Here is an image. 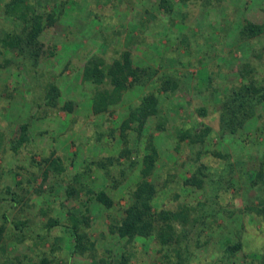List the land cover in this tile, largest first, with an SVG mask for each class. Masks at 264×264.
Listing matches in <instances>:
<instances>
[{
    "label": "rangeland",
    "instance_id": "374dc122",
    "mask_svg": "<svg viewBox=\"0 0 264 264\" xmlns=\"http://www.w3.org/2000/svg\"><path fill=\"white\" fill-rule=\"evenodd\" d=\"M8 1L0 0V38L6 25L17 29L3 12ZM29 1L37 6L39 13L57 11L56 6L62 2L69 4L60 19L46 26L38 38L35 50L41 55L35 66L39 67L38 76L43 75L41 82L25 74L26 66L30 68L33 64L32 58L21 61L15 53L6 51L4 58L10 63L0 68V134L5 135L6 146V152L0 151V213L8 218V222H4L0 217V227H4L0 235V263L8 259V264H42L46 259V264H123V254L128 258L125 264H177V256L171 249L174 244L163 247L157 238H138L131 243L119 239L109 232L112 220L104 208L96 201L87 200L90 197L88 188L104 186V171L96 164L111 154L118 156L120 142L116 129L126 115L127 106L137 102L141 91H127L122 101L110 107L108 113L92 114L90 99L95 86L81 83V75L84 63L92 54L102 55L108 63L114 55L120 59L124 52L129 53L134 67L149 65L159 69L164 58L163 69L159 71L181 78L179 88L167 97L168 103L162 104V111H172L174 117L185 113L184 121L194 132H201L205 127L212 129L202 147L192 148L186 142L175 153L170 149L174 146L169 138L162 137L157 144L159 150L164 149L167 155H172L163 168L157 169L154 177L155 184L163 189L155 206L157 210L162 207L175 210L178 202L194 208L198 203H206L201 207L202 217L210 214V210H220L219 207L225 210L220 217L215 216L216 223L212 226L187 224L184 227L190 231L180 251L188 245L191 255L183 264H219L220 257L221 264L264 261V219L250 217L249 213V208L264 205V187H250L264 161V106L258 109L259 116L252 117L235 135L222 138L218 134L220 95L242 82L239 72L244 67L254 69L253 76L258 83L264 84V35L241 41L238 34L244 21L264 24V0H184V3L183 0H169L174 10L171 14L159 9L158 0H138L128 11L121 7L116 16L110 13L113 8L110 9L108 3L97 5V0ZM73 1H77L80 8L74 7ZM208 2L211 4L206 5ZM96 14L101 20L96 19ZM170 15L176 18L170 30L152 31L155 20V23L164 22ZM160 32L166 34L162 36ZM47 80L60 88L57 107L45 104L40 86ZM66 101L73 102L70 113L62 109ZM166 105H173V109L169 110ZM199 108L208 111L206 117L198 114ZM157 121L152 120V123ZM171 122L177 124L176 120L168 121L166 130L170 132ZM23 124L28 125L29 141L13 152L10 143L17 139ZM108 127L115 131L109 138L104 136ZM167 131H162L163 135H167ZM151 132L155 138L161 135L157 129ZM129 139L130 156L136 161L135 150L145 152V138L138 143L133 135ZM200 150L203 152L200 161L212 166L213 176L204 171L202 188L178 187L172 183H185L191 170L196 169L192 160ZM213 152L228 154L229 158L227 161L208 158ZM58 158L65 172L46 173V162ZM117 168H108L111 175L114 170L118 173ZM133 183L132 176L129 181H122L121 187L112 191L108 188L116 204V217L125 208L128 189ZM68 185L76 186V190L86 187L68 197ZM8 188L10 192H6ZM215 192L217 198H213ZM86 206L90 211L87 215L89 225L84 231L87 239L94 242V249L91 251L84 245V250L71 254L73 241L64 228L50 225L55 219L68 217V212H86ZM230 213L234 214V219L226 220ZM194 216L192 214L190 219ZM15 223H22L19 230V240L25 237L22 241L15 235L18 233L13 226ZM173 227L180 234L182 227L178 223ZM236 231L244 237V250L225 258L222 250L237 241ZM196 233H199L200 245L195 244ZM227 239L230 241L225 243Z\"/></svg>",
    "mask_w": 264,
    "mask_h": 264
},
{
    "label": "trees",
    "instance_id": "16d2710c",
    "mask_svg": "<svg viewBox=\"0 0 264 264\" xmlns=\"http://www.w3.org/2000/svg\"><path fill=\"white\" fill-rule=\"evenodd\" d=\"M136 1L138 0H97L96 4L100 5L108 3L110 9L111 7L113 8V11L110 13H113V15L116 16L119 14L121 7L126 11H128V7L134 8ZM182 3H184V0ZM67 4H69V2H62V4L57 5V11L54 12L42 11V13H39L37 6L32 4L29 0H9L5 3L3 7L5 17L9 19L14 28L17 29H10L9 26L6 25L7 28L5 29L2 38H0V68H5L10 63L7 58H4L6 51L15 53L16 57L20 58L21 61L31 60L30 58H32L33 64L31 63L32 65H29V67L31 66L30 68L26 66L25 74L29 79L38 80V83L41 82L40 79L43 75L41 74L40 77L38 76L39 73L37 69H39V67L37 68L35 66L38 65L41 55L35 50V48L38 47V38L43 33L46 26H49L56 22L57 19H60L62 16L61 14L65 12L64 9ZM74 4V7L80 5L77 1L74 2ZM210 4L211 2L206 3V5ZM211 6H213V4ZM158 7L167 14H171L172 11H174L173 4L169 0H158ZM95 16L97 20H101L98 14ZM175 19V16L170 15L164 22L157 21L155 23V20L151 26V28H153L152 31L170 30L171 25L176 23ZM177 19H180V17ZM154 26H156L157 29H155ZM160 34L163 36V34L166 33L160 32ZM238 34L241 41L263 36L264 24H255L249 21H244ZM139 38L144 40L140 34ZM120 57V59H116V56L114 55L110 62L105 63L106 60L102 55L92 54L84 63L81 83H90L95 86V91L92 93L90 99L92 114L108 113L110 107L118 105L122 101V96L127 91L133 89L141 91L148 84H150V87L147 91H141L143 94H141L137 102L127 106L126 115L116 129L118 131L116 132L118 133L120 142L118 156L114 157L111 156L113 155L111 154L105 157L102 161H98L96 165L99 169L104 171L103 175L105 176L106 181L104 182V186H101L100 189H95L93 187L88 188L86 191L90 197L87 198V200L96 201L104 208L105 213H107L109 219L112 220V222L109 220V232L112 235H116L119 239L125 240L127 243H131L138 238H157L163 247L174 244V247L171 249L174 250L177 256V264H183L191 255L187 243H185L187 246L183 248V252L180 251L182 242L187 240V235L190 231V229L185 230L184 227H186L187 224H191L192 227L196 224L212 226L213 223H216L215 220L217 218L215 219V216L219 215L220 217L221 213L225 212V210L219 207L220 210H210V214L202 217L201 207L206 206V203H198L196 209L186 204H179L180 202L177 203L178 205L175 210L164 207L160 209L158 208L157 210L155 206L160 200V195L162 194L163 189L155 184L154 177L156 176L157 169L160 167L163 168L166 164L165 162L168 160L167 158L172 157L171 154L167 155V152H164V149L159 150V145L157 144L162 137L169 138L174 146L172 148L170 147V149L175 153H178L180 146L182 144L185 146L186 142L189 146H192V148H195V146L202 147L205 140L209 138L212 129L211 127H205L203 131H201L202 133L194 132L193 128H189L184 121L185 113L178 117H174L171 115L172 111H162V104L166 102L168 103L169 99L166 100L167 97L174 93L179 88L180 84V78L178 76L171 72L162 73L159 71L160 68L163 69L164 63L162 64V61H164V58L161 59L158 65L159 69H154L149 65H136L134 67L128 52L122 53ZM178 62L179 61H177V63ZM31 71L33 72L30 73ZM254 71V69L246 70L244 67V69L239 72V77L242 82L237 86L227 88L229 89L228 93H222L220 95L219 101L221 104L219 110L218 134L222 138L225 135H235L238 130L246 127L247 122L252 117L259 116L258 109L260 110L264 106V84L258 83L253 76ZM61 74H63V72H61ZM153 77L154 79L151 80ZM40 88L44 93L43 98L46 100L45 104L50 105L51 107H57L58 100L61 96L59 86L54 82L47 80V82H42ZM34 102L35 100L33 103ZM72 106V101H66L62 109L67 113H70L72 112ZM166 107H168L169 110L173 109V105H166ZM197 112L202 117H206L208 113L205 108H199L197 109ZM179 118L181 119L180 121ZM155 119L158 121L152 123V120ZM169 120H176L177 123L176 125H174V122L170 123V125H172V127L170 126L171 128L169 127L171 132L166 130L169 126ZM155 129L159 130V134H161L158 138H155L152 132L149 133L150 130L154 131ZM162 131H167V135H163ZM114 133V129L108 127L104 136L110 137ZM132 135L134 136L135 141H137L136 143L145 138V152L141 153L139 150H135L137 153L136 161H132L133 159L130 156L132 150L130 148L129 137ZM4 137V134H0V151L2 152H6ZM99 138L101 139L102 136L99 135ZM28 141V125H20L17 139L10 143L11 151L17 152V150ZM205 153H207L206 150ZM202 154V150L198 151L195 159L192 160L193 163H196L193 165L196 166V169L191 170L190 177L184 181L185 183L182 184L178 181L176 183L173 181L171 182L178 187L184 185L193 188H202L203 180L201 177H205L204 171L207 172L206 174L209 176H213L214 172V169L211 165H208V162L200 161ZM211 157L217 158L221 161H227L229 155L220 152H213L208 158ZM125 160L126 167L123 163ZM60 162L62 163L60 158L55 161L52 160L51 162L47 161L46 173L48 171L51 172L52 170L56 173L65 172V167H63ZM94 163L95 162H92L91 164L95 165ZM117 167H119L118 173L114 170V173L112 172L113 174L111 175L110 169H118ZM132 176L134 177V183L128 189V202L119 217H116V204L110 196L108 188L110 187L111 191L117 189L118 187H121L122 181H129V178ZM233 177L234 176H232V179H234ZM229 182L231 184L232 180ZM78 185L80 186L81 183L78 182ZM250 185V187H264V161L262 162L259 171H257L253 177ZM85 187L81 186L76 190V186L68 185L66 189L68 197L77 195L85 189ZM228 188L229 186L225 188V191H227ZM9 190V188L6 189V192H10ZM176 196L178 197L179 195L176 193ZM217 197L218 193L215 192L213 198ZM13 200L15 201V199ZM15 202L17 203L18 201ZM12 207H14V205H12ZM85 209L86 212L78 211L74 214L68 212V217L60 220L55 219L53 221L54 223L50 225V227L61 225V227L64 228L68 237L73 241L70 250L71 254L79 253L84 250V245H88L89 250L91 251L94 249V242L92 241L91 243L87 239L88 235L84 231V228L89 225V217L87 215L90 212L87 206ZM191 213L195 214L192 219H190V216L192 215ZM249 213L250 217L264 219V205L261 208H249ZM233 215V213H230L226 220H233ZM246 215L247 214L243 215L244 218ZM0 217L4 222H8L5 213H0ZM208 219L211 220L208 221ZM174 223H178L179 226L182 227L181 232H179L180 234L175 231V227H173ZM21 224L22 223H15L13 225L14 229L18 230V233H15L16 237H18V241H22L24 240L23 238H25L22 236V240H19ZM2 229H4V227L1 226L0 235ZM235 236L237 237V241L231 245H226L222 250V255L225 258L229 259L234 257L238 251L244 250V245L242 244V238L244 237H240L239 231L235 232ZM195 237V244L200 245L199 233H196ZM40 239L41 238H39V240ZM229 241L230 239H227L225 243H228ZM68 258H70V255H68ZM121 259L124 261L123 264H125V261H128V258L123 254L121 255ZM47 262L46 259L42 260V264H46ZM222 262L223 259L220 257L218 263L221 264ZM8 263V259H5L0 264ZM250 264H264V261H251Z\"/></svg>",
    "mask_w": 264,
    "mask_h": 264
},
{
    "label": "crops",
    "instance_id": "0c3cea01",
    "mask_svg": "<svg viewBox=\"0 0 264 264\" xmlns=\"http://www.w3.org/2000/svg\"><path fill=\"white\" fill-rule=\"evenodd\" d=\"M174 75H176V74H174ZM176 76H178L179 78H181L179 75H176ZM152 79H154V77H153V78H151V80H152ZM146 87H148V88H149V87H150V84H148ZM141 91H142V90H141ZM143 91H144V90H143ZM146 91H147V90H146ZM141 94H143V93L141 92V93H140V96H141Z\"/></svg>",
    "mask_w": 264,
    "mask_h": 264
}]
</instances>
